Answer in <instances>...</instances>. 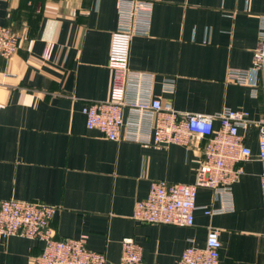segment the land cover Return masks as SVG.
<instances>
[{
    "label": "crops",
    "instance_id": "1",
    "mask_svg": "<svg viewBox=\"0 0 264 264\" xmlns=\"http://www.w3.org/2000/svg\"><path fill=\"white\" fill-rule=\"evenodd\" d=\"M262 15L264 0H156L149 32L132 38L130 68L154 75L151 90L163 103L201 114L246 110L252 120L241 129L252 155L231 194L221 199L198 188L199 205L225 210L198 209L193 225L141 223L135 206L153 181H197L206 139L147 145L110 140L87 126L84 106L110 94L116 0H0V25L21 35L19 51L0 57V203L59 206L56 237L85 238L112 263L121 259L123 239L132 238L144 264H177L189 246L204 247L215 227L220 264H264L257 124L264 118V71L251 75L254 86L229 79L230 69L254 67ZM170 82L173 91L166 90ZM43 247L21 235L0 237V264H32Z\"/></svg>",
    "mask_w": 264,
    "mask_h": 264
},
{
    "label": "built area",
    "instance_id": "2",
    "mask_svg": "<svg viewBox=\"0 0 264 264\" xmlns=\"http://www.w3.org/2000/svg\"><path fill=\"white\" fill-rule=\"evenodd\" d=\"M116 1L119 23L111 38L110 94L106 100L84 106L87 126L98 129L110 140L147 145L189 146L194 138H205L197 181L190 184L153 181L148 195L137 201L133 214L141 223L193 225L198 209L213 215L227 208L225 205L216 209L199 205L198 188L209 187L221 199L231 194L234 183L244 171L242 162L252 155L241 134V129L252 120L246 110L224 107L213 114H201L177 110L163 103L151 90L154 75L133 71L129 65L132 38L149 32L152 4L156 0ZM20 41L21 35L16 29L0 25V57H12L19 51ZM51 52L52 45L45 57L49 58ZM259 71H264V15L260 17L254 67L251 70L230 69L229 79L254 86L250 77ZM165 87L173 91L174 84L170 82ZM257 124L264 205V118ZM58 211L59 206L44 201L4 199L0 203V237L21 235L42 241V252L33 258L32 264H144L142 248L132 238L123 239L121 259L112 263L104 253L90 249L85 238L56 237L52 220ZM221 246L220 229L211 227L204 247L189 246L177 264H220Z\"/></svg>",
    "mask_w": 264,
    "mask_h": 264
},
{
    "label": "rangeland",
    "instance_id": "3",
    "mask_svg": "<svg viewBox=\"0 0 264 264\" xmlns=\"http://www.w3.org/2000/svg\"><path fill=\"white\" fill-rule=\"evenodd\" d=\"M16 53H17V52H16ZM16 53H15V54H16Z\"/></svg>",
    "mask_w": 264,
    "mask_h": 264
}]
</instances>
